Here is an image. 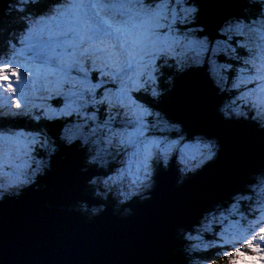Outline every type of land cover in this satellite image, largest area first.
I'll list each match as a JSON object with an SVG mask.
<instances>
[{
  "label": "clouds",
  "instance_id": "clouds-1",
  "mask_svg": "<svg viewBox=\"0 0 264 264\" xmlns=\"http://www.w3.org/2000/svg\"><path fill=\"white\" fill-rule=\"evenodd\" d=\"M202 2L0 0V205L45 191L43 179L73 147L82 153L83 186L67 204L45 201L51 213L94 225L110 210L128 221L152 201L161 172L172 171L174 187L183 188L223 148L219 136L186 128L165 111L190 71L204 72L220 121L264 134V0H223L230 8L214 32L200 22ZM5 223L0 218V264L150 259L119 245L101 253L94 237L69 240L67 229L54 226L43 243L31 231L12 238ZM170 235L176 248L168 264H238L239 246L264 238V162L177 221ZM57 239L63 256L31 250ZM255 249L264 264V249Z\"/></svg>",
  "mask_w": 264,
  "mask_h": 264
},
{
  "label": "water",
  "instance_id": "water-1",
  "mask_svg": "<svg viewBox=\"0 0 264 264\" xmlns=\"http://www.w3.org/2000/svg\"><path fill=\"white\" fill-rule=\"evenodd\" d=\"M229 8L223 0H203L200 22L205 24L208 20L202 15L208 14L211 21L217 22ZM216 102L214 90L209 83L203 82L199 73L192 72L176 84L165 111L171 118L183 122L186 128L219 136L222 152L213 165L181 189L174 187L172 171L161 172L152 201L139 206L130 220L119 221L109 210L96 224L84 225L71 214L51 213L43 207L45 201L59 206L79 197L85 177L78 172L82 153L73 147L62 150L66 158H57L54 172L43 179L48 185L45 191H29L19 201L0 205V218L7 222L5 228L11 226L12 238L17 231H31L37 238L41 237L43 243L54 226L61 233L67 229L69 240L83 242L94 237L91 244L101 253L103 245H119L128 252L141 250L150 257L144 262H153L176 245L175 237L170 234L177 221L187 219L201 204L229 190L244 170L264 162V135L259 136L244 125L220 121L215 114ZM30 247L33 253L49 259L64 255L58 239L45 244L39 251L34 245Z\"/></svg>",
  "mask_w": 264,
  "mask_h": 264
},
{
  "label": "rangeland",
  "instance_id": "rangeland-1",
  "mask_svg": "<svg viewBox=\"0 0 264 264\" xmlns=\"http://www.w3.org/2000/svg\"><path fill=\"white\" fill-rule=\"evenodd\" d=\"M59 103L60 101L56 102L55 104H59ZM260 242H262V238L253 240L252 246H239V248H242L244 250L243 251L240 250L239 254L235 257L238 261V264H257L259 260V255H258V251L255 249V246L259 244L260 248L264 249V242H262L263 244H260ZM233 251L235 250L233 249Z\"/></svg>",
  "mask_w": 264,
  "mask_h": 264
},
{
  "label": "trees",
  "instance_id": "trees-1",
  "mask_svg": "<svg viewBox=\"0 0 264 264\" xmlns=\"http://www.w3.org/2000/svg\"><path fill=\"white\" fill-rule=\"evenodd\" d=\"M55 101H53L54 103ZM176 248V246H175ZM175 248L173 250H170L166 252L164 255L159 256L156 258L153 262H145L143 264H168V260L175 255Z\"/></svg>",
  "mask_w": 264,
  "mask_h": 264
},
{
  "label": "bare ground",
  "instance_id": "bare-ground-1",
  "mask_svg": "<svg viewBox=\"0 0 264 264\" xmlns=\"http://www.w3.org/2000/svg\"><path fill=\"white\" fill-rule=\"evenodd\" d=\"M207 16V15H206ZM8 78L10 79V76H9V74H8Z\"/></svg>",
  "mask_w": 264,
  "mask_h": 264
}]
</instances>
